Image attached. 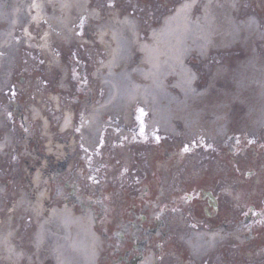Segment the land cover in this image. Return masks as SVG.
Masks as SVG:
<instances>
[{"label":"bare ground","instance_id":"1","mask_svg":"<svg viewBox=\"0 0 264 264\" xmlns=\"http://www.w3.org/2000/svg\"><path fill=\"white\" fill-rule=\"evenodd\" d=\"M92 5L89 0H0V264H105L92 213L51 201L46 191L43 158L51 160L62 149L56 142L65 133L72 132L68 146L90 150L98 145L104 120L110 119L108 130L117 126L119 136L125 134L127 124L121 121L120 127L114 120L137 104L149 111L151 128L158 126L172 138L184 131L222 139L240 116L248 121L240 133L264 127V55L257 51L264 42V20L255 10L246 11L238 0H187L146 35L145 23L126 9L97 11ZM33 52L43 64L27 59ZM70 52L90 54L92 62L93 57L104 59L106 94L89 107L80 128L71 130L73 116L65 112L58 131L50 134L42 104L63 105ZM208 54L216 56L211 72L208 78L199 73L198 79L200 68L193 62H206ZM38 73L43 75L39 92L58 97L27 95V124L22 120V128L15 129L11 117L6 119L7 91L22 89L16 76ZM16 136L22 144L12 149ZM33 141L39 144L35 152ZM8 157H16V170L5 176L1 166L11 161ZM6 181L12 183L4 188ZM28 216L36 227L27 243L16 227ZM179 238L201 260L212 251L217 234L183 230ZM140 264H151V257Z\"/></svg>","mask_w":264,"mask_h":264},{"label":"flooded vegetation","instance_id":"2","mask_svg":"<svg viewBox=\"0 0 264 264\" xmlns=\"http://www.w3.org/2000/svg\"><path fill=\"white\" fill-rule=\"evenodd\" d=\"M237 145L234 148L237 155L232 159L229 169L232 180L223 177L222 169L211 173L204 169L189 180L179 178L174 183V192L191 194L193 203L190 212L197 214L202 211L206 214L208 218L200 220L204 226H216L232 232L233 238L225 241L233 248V264H264V136H256L248 143ZM157 149L153 160L160 166L154 168L155 177L140 168L136 171L141 174L132 175L126 182L121 176H113L93 205L99 209L98 227L107 244V256L121 264H137L149 246L159 252L155 243L166 235L165 231L157 233L159 225L163 224L160 218L182 205L173 203L171 195L162 198L160 174L190 172L192 168L183 169V164L170 154L161 155ZM200 168V162L193 167L195 170ZM246 169L249 173L245 175ZM208 191L214 194L216 207L210 205L208 211H204L208 202L212 204L205 197ZM142 192L144 196L136 198ZM119 195L120 198H117ZM139 213L145 215L143 224L137 222ZM185 213L189 214L186 210ZM167 248L173 252L176 250L172 244ZM223 257L225 249L222 248L216 264H222Z\"/></svg>","mask_w":264,"mask_h":264},{"label":"rangeland","instance_id":"3","mask_svg":"<svg viewBox=\"0 0 264 264\" xmlns=\"http://www.w3.org/2000/svg\"><path fill=\"white\" fill-rule=\"evenodd\" d=\"M130 1V2H129ZM146 0H135L134 5L136 6H132L130 3L131 0H119V2L117 3L119 6L123 7L124 9L130 10L131 13L135 14L136 16H138L140 19H143V21H148L150 23V18L148 17V11H150L151 9L154 10V8L152 6H148L147 3L145 2ZM149 1V0H148ZM171 1V3L169 5L166 6H159L158 8H156L154 10L153 13V19L155 21L156 18H159V20L166 14H169L172 12L175 3L179 2L180 0H169ZM103 2L106 6H109V4H114V2H117L116 0H103L101 1ZM151 2V1H150ZM162 1L160 0V3ZM97 6H99V1L96 2ZM125 4H127L128 6H126ZM238 5L241 6L242 8L246 9V11L250 12L251 10H255L257 12V15L260 17H263L264 20V0H238ZM101 8V7H100ZM156 23V22H155ZM158 24V23H157ZM146 27H148V25H146ZM82 40H86V37L82 36L81 37ZM78 50V49H77ZM257 51L259 54H263L264 55V42H261L258 47H257ZM75 53V52H74ZM74 53H68L66 55V73L69 72L68 71V67H70V72L68 74L69 77V81H67V87L69 88V92L67 95L64 96V103L66 105H69L67 107H71V109L74 110V106L71 105V103H69V100L71 97L74 96L75 91L73 88V82H72V77L73 75L76 73L79 78L84 77L85 79H88V83L92 84V77L91 74L92 73H96V72H100V66H101V59H98V57H93V62L91 61L90 54H87L85 52H81V53H77V55H71L69 56V54H74ZM31 55V56H30ZM27 55V59L35 61L36 63H38L39 65L43 64L42 61H40V55H37L33 52V54ZM106 55V54H105ZM264 57V56H263ZM23 58H20V61H22ZM214 61V60H213ZM210 70L207 71V73H209ZM42 73H38V74H33V75H28L27 77H24L23 74L18 75L15 77L14 82L17 84V86L21 87L22 89L18 92H14L12 93V89L13 87L10 86L9 90L7 91V98L9 99L8 101V107L11 105L10 104V99H12V97H14V99L17 101L18 106L21 111L23 110V113L26 112L27 109V104L29 99H27V95H32L33 93L35 94H41V95H55L56 97L58 96L57 94H52V93H48V92H39L38 89L41 88V82L39 79H42ZM26 89V90H24ZM102 91V93L104 92V90L100 89ZM27 91V92H25ZM6 95V94H5ZM49 103L47 102H43L42 107L44 109H47L49 116L52 118L53 123H56L54 114H52L49 109H48ZM88 112V111H86ZM84 112V113H86ZM83 113V115H84ZM84 120V118H83ZM83 120H81V123L83 122ZM248 125V121L244 118V116H240L239 117V124L237 125V123L233 120V124L229 126L228 131H232L235 133H239L245 126ZM184 134L183 135H178V136H185V138H191L193 140L189 141L193 143V145H198L199 141L198 139L202 141L201 136L199 135L200 133H197L195 135H186V133L184 131H182ZM250 132V131H248ZM194 136V137H193ZM230 136V135H229ZM64 139L62 140V143L64 146H61L62 149L60 151H58L54 158L47 161L46 158L44 159L43 162V166L45 167V176H46V182H47V186H46V191L47 194L49 196V198L51 199V201L54 200H62L65 199L67 201V194L69 192L75 191V189L81 188L83 190L87 189L88 184L85 183L84 181H77L75 179H73V174H75V171H80L81 173L84 172V170H86L88 167L92 170H94L95 168H99L100 171H102V164L99 162L97 159V157H95V152L91 153L88 152L84 147L81 146H68L66 139H68L65 135V137H63ZM103 138L105 139V135H103ZM174 138L170 139L168 137V139L165 138V141L163 142L164 146H167L168 149L172 150L174 148H179L180 146L183 145V143L180 142V139ZM207 138V137H206ZM35 140H38L37 138ZM212 140L207 138L205 140L202 141L201 146H228L229 144V140L228 137L226 139V141H224L223 143L221 142V139H213L214 143L211 142ZM22 140L21 138L18 140L17 136L15 137L14 140V144H12V149L16 148L18 146L19 143H21ZM118 142H121V140H118L116 142V144H119ZM59 143V142H58ZM61 143V142H60ZM181 144V145H180ZM214 144V145H212ZM130 146H132V148H134V150H139L140 153L146 157L147 154V150H145L144 148H142L141 144H129ZM127 145V146H129ZM111 145H107V146H103V148H101L99 150V154L102 155V157L100 158V160L105 159H109L111 158V156H116V152L110 151L109 153H106V150L108 148H110ZM123 146V145H121ZM136 146V147H135ZM31 149L33 152H35V148L38 147V145H35V143L31 144ZM95 149V148H94ZM92 149V151L94 150ZM19 152V151H18ZM104 153V155H103ZM92 156V157H91ZM95 158V163L91 162V160H93ZM15 158L12 157H8L7 160H11L10 162H6L1 166V172L3 173V175H8L10 172H14L16 170V166L15 163H17L15 160ZM182 159V157H181ZM201 161L202 162V166L203 167H209V164H207V160H201L200 158H196V157H188L186 158V161L184 163V168H191L192 165H195L197 162ZM143 164H145V161L142 162ZM222 163V162H221ZM220 162H216V166L220 165ZM67 164V165H66ZM223 164V163H222ZM66 166V168L64 169V167ZM189 171H191L190 173L185 174L184 171L181 172L182 175H184L183 178L185 179H190L191 176H196L198 175L197 171H193V169H189ZM198 172H200V170H198ZM88 173H92L91 171ZM181 177V176H180ZM12 181H6V185H4L3 187H7L9 185H11ZM91 187V186H90ZM60 195H58V193H61ZM75 193V192H74ZM14 200V199H13ZM12 200V201H13ZM13 203H9V207H12ZM10 209V208H9ZM21 227L22 233H24V237L25 239H27V243L29 242V238L33 235L34 233V228L35 225L33 223V220L31 218V216H28L23 225L20 226L18 225L16 228L19 229ZM169 231L168 233L171 234V239L174 240V243L177 245H180L184 251H185V261H189V264H199L197 263L196 260H194L191 256H189L188 251L186 249V247L178 240L179 236L181 235V232L184 231H189L192 228L188 227L186 225V222L184 221L182 215L180 213H178L177 215H172L170 217V221H169ZM197 230V229H195ZM170 236V235H169ZM173 242V241H172ZM177 242V243H176ZM177 245V246H178ZM232 252H228L229 257H231ZM174 254H172V252H163L161 254V259L163 260V262L161 264H173L175 262V264H179V262L175 259H173L172 257H169ZM167 258H169L167 260ZM171 259V261H170ZM182 264V263H181ZM227 264H231V263H227Z\"/></svg>","mask_w":264,"mask_h":264}]
</instances>
